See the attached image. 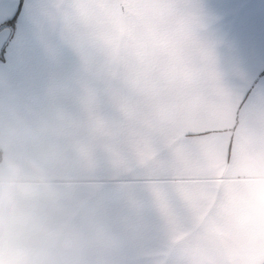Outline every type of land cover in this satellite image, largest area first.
Wrapping results in <instances>:
<instances>
[{
	"label": "snow or ice",
	"instance_id": "snow-or-ice-1",
	"mask_svg": "<svg viewBox=\"0 0 264 264\" xmlns=\"http://www.w3.org/2000/svg\"><path fill=\"white\" fill-rule=\"evenodd\" d=\"M189 3L0 0V74L96 161L104 203L127 222L121 264H264V224L243 218L227 154L221 167L211 150Z\"/></svg>",
	"mask_w": 264,
	"mask_h": 264
},
{
	"label": "crops",
	"instance_id": "crops-1",
	"mask_svg": "<svg viewBox=\"0 0 264 264\" xmlns=\"http://www.w3.org/2000/svg\"><path fill=\"white\" fill-rule=\"evenodd\" d=\"M184 15L199 69L212 93L210 127L216 131L211 150L221 167L227 154L233 202L243 218L264 224V0H190ZM8 143L15 145L13 163L29 175L34 163L55 178V162L71 156L79 183L64 191L54 179L62 197L77 195L69 207L75 214L66 217L68 230L91 238L87 264H121L127 222L104 203L96 161L69 137L58 115L38 108L11 78L0 74V145ZM87 160L95 161V167H84ZM125 199L129 208L135 207L134 193L127 192ZM89 221L98 228H90ZM108 232L119 236L118 247L103 243ZM156 239L161 245L167 239L162 225Z\"/></svg>",
	"mask_w": 264,
	"mask_h": 264
},
{
	"label": "clouds",
	"instance_id": "clouds-1",
	"mask_svg": "<svg viewBox=\"0 0 264 264\" xmlns=\"http://www.w3.org/2000/svg\"><path fill=\"white\" fill-rule=\"evenodd\" d=\"M15 145H0V264H87L91 238L68 230L66 217L74 215L62 198L54 179L71 190L79 183L71 156L55 163V178L32 163L33 174L22 172L14 163ZM84 167L92 169L95 161ZM90 228H98L89 221ZM109 248L119 246V236L108 232L102 237Z\"/></svg>",
	"mask_w": 264,
	"mask_h": 264
},
{
	"label": "rangeland",
	"instance_id": "rangeland-1",
	"mask_svg": "<svg viewBox=\"0 0 264 264\" xmlns=\"http://www.w3.org/2000/svg\"><path fill=\"white\" fill-rule=\"evenodd\" d=\"M62 198H67V199H64L63 202L68 206L70 207L71 203L75 202L77 200V195L74 194V195H69V196H63Z\"/></svg>",
	"mask_w": 264,
	"mask_h": 264
}]
</instances>
